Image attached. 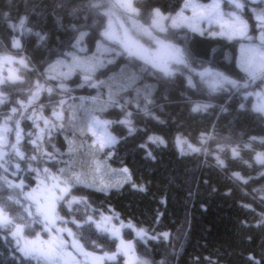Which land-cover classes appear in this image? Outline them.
Returning a JSON list of instances; mask_svg holds the SVG:
<instances>
[{"label": "trees", "instance_id": "1", "mask_svg": "<svg viewBox=\"0 0 264 264\" xmlns=\"http://www.w3.org/2000/svg\"><path fill=\"white\" fill-rule=\"evenodd\" d=\"M187 1L136 0V7L141 9L138 19L148 26L151 23V8L159 7L164 14L173 16L185 8ZM211 1L214 0H198L201 4ZM53 2L54 0H0V55L8 54L16 59L27 56L32 68L39 70L60 58V53L67 49L76 33L68 27L67 17L62 26L50 11ZM77 3L82 10L74 23L78 26H92L85 39L87 52L82 55H97V43L101 39L99 32L106 28L107 17L89 10L87 0H77ZM112 3V0H105L104 8L107 9ZM222 3L225 12L233 10L227 0H222ZM252 7L257 5H246L243 15L249 21V32L253 40L244 41L258 45V28L252 18ZM5 13L8 14L7 19ZM24 14L28 16L27 25L34 32L46 34L47 38L44 42H39L35 35L25 37L21 51L11 47L8 22L18 23L19 17ZM165 28L166 32L157 30V34L168 42L186 48L193 60L205 67L224 72L233 79L246 78L240 68L241 49L244 46L240 39L229 40L224 36L206 33L201 35L199 31L185 25L172 26L169 23ZM110 55L111 52L103 53L105 57ZM145 67L140 59L120 56L114 63L99 68L92 75V79L98 82V87H89L84 80L85 73L77 70L64 81L68 87L67 94L54 96L51 102L46 95L41 96V100L48 105L44 110L46 116L51 115L55 101L61 96L67 101L64 106L67 110L66 117L74 116L63 132L56 133L53 137V144L63 155L58 162L42 163L41 168L47 166L53 175L59 174L58 170L63 168L61 178L67 179L71 171L79 174L85 183L96 185L84 187L81 184L72 188V194L85 196L90 207L74 205L73 208H78L79 211L70 213L63 202H60L57 207L59 215L69 220L73 215L79 218L85 213L95 217L100 214L115 215L119 219L112 220L111 224L117 228L122 221L125 225L131 222L137 229H145L149 236L168 233L167 240L145 241L137 238L132 229L120 228L121 237L133 243L135 256L154 264H159L162 260L165 264H253L249 256L264 264V226H254L260 219L259 214L264 213V205L259 198L253 199L257 195L254 189H264V175H261L264 166L255 161L257 153H264V143H261L264 140V114L255 111L251 96L245 98L235 91L209 96L206 91L187 88L186 81L181 76H177L175 82L166 89L164 82L158 80L161 74L157 72L153 75L151 71H144ZM11 70H16L17 74L25 77V84L15 87L26 88L39 75L38 71H25L16 63L0 65V74L6 76ZM147 86H154L153 98L156 101L149 108L163 122H158L143 112L137 114L135 103L129 104L128 110L133 112L136 133L129 135L125 126L114 123L108 130L118 137L119 142L103 151L91 147L93 137L86 131H81L85 129L89 114L96 113L102 118L116 120L122 114L119 108L108 107L110 94L120 98L122 102L135 101L137 91L142 96ZM262 86L264 80L257 79L247 91L251 92ZM19 95L21 94L12 93L14 98ZM163 95H167L168 101L162 100ZM187 97H191L192 101H211L214 105L207 111L209 114L202 115L200 119V122L209 123L203 135L212 138L199 146L207 149L208 154L187 150L181 153L179 146L173 152H160L157 150L159 145L153 144L148 149L139 147L149 135H157L156 126L180 118L175 108L178 105L190 106ZM241 103L245 105L243 109L240 108ZM160 105H163L162 110ZM29 125L31 121H21V126L26 131L30 130ZM253 137L256 139L253 140ZM9 139L14 141V134H10ZM220 147L224 148L222 152L219 151ZM232 148L238 149L239 157L232 156ZM149 150L155 159L146 156ZM108 152L112 153L110 157L107 156ZM217 154L224 160L225 167L216 166ZM98 162L101 164L99 171L96 170ZM124 167L132 173L133 182L143 185L145 191L134 189L131 183L121 181L120 170ZM234 172H239L248 183L232 178ZM23 178L25 190L38 182L33 173H25ZM117 183L122 186L116 187ZM101 186L109 187L106 191H100L98 189ZM6 192L7 190L5 196ZM244 205H251V208ZM12 208L19 214L17 205H12ZM67 227L74 232H83L71 223ZM34 230L40 233L41 238H49V234L39 226H34ZM25 232L27 234L29 230L26 229ZM63 236L67 237L66 234ZM117 241L119 242L109 233L101 234L93 227L90 233H83L80 242L86 251L100 256L105 252H115ZM14 249L15 241L11 236L0 234V264H29ZM66 252L68 253L67 249ZM73 255L76 253H72ZM77 261L81 264L83 260L72 257V263L68 260V264H75ZM126 262L120 255L115 261L104 260L103 264ZM31 264H35V261Z\"/></svg>", "mask_w": 264, "mask_h": 264}, {"label": "snow or ice", "instance_id": "2", "mask_svg": "<svg viewBox=\"0 0 264 264\" xmlns=\"http://www.w3.org/2000/svg\"><path fill=\"white\" fill-rule=\"evenodd\" d=\"M104 2L105 0H87L86 6L89 10H95L97 15L109 18L113 15L114 9H124L130 14L129 20L133 22L141 13V9L135 7L132 0H116V3L111 4L107 9L104 8ZM228 2L233 10L227 13L221 10V4L218 0H214L207 7L189 3H185L184 7L191 8L194 15L198 14L202 19H206L209 24L214 22L219 25L220 30L218 32L213 31L209 33L210 35L225 36L229 40L252 41L253 37L249 35V21L244 18L243 12L246 5H257V7L251 8V13L252 18L256 21L255 27L259 29V44L250 43L247 46H242L243 56L240 68L245 73L246 78L233 79L224 72L212 67H205L202 63L193 60L186 48L166 42V38L154 36L153 30L155 29H159L160 32L167 31L162 26L163 21L172 19L173 26L177 24V19L164 15L159 7L149 10L151 23L148 27L141 25L140 29L167 51V57L163 61L158 62L152 58L147 49L129 36L128 31L123 29V25H121V32L114 31L111 21L103 31L99 32L101 39L97 43V55H82L87 52L85 39L89 36V30L92 26L88 24L78 26L74 23L82 10L77 0H54L50 6V11L55 14L62 26L63 20L67 17L68 27L76 33L67 49L60 53V58L55 62H51L46 68L39 70L32 68L31 61L27 56H20L19 59H16L12 55H0V65L16 63L25 71H38L39 73L37 78L28 83L26 88L15 87L25 84V77L17 74L16 70H11L6 76L0 74V234L11 236L15 241L14 252L19 253L23 261H28L29 264L32 261H35V264H68L66 259L70 255L66 252L68 242L63 236L64 233H67V236L71 238V247L86 259L90 258L93 264H102L104 260L115 261L120 255L130 257L126 264H154V262L136 258L133 243L131 241L126 242L121 237L120 228L132 229L137 238L145 241L147 239L167 240L168 233L149 236L145 229H137L131 222L125 225L122 221L117 228L111 224L112 220L119 219L115 215L100 214L95 217L85 213L79 218L73 215L70 220L59 215L57 207L60 202H63L70 213L79 211L78 208H73L74 205L90 207L85 196L72 194V188L81 184L84 187H95L96 185L85 183L79 174L71 171L67 179L61 178L64 172L63 168L58 170L59 174L57 175H53L47 166L41 168L42 163L59 161L63 153H60L53 144V137L56 133L63 132L68 123L74 119L73 115L66 117L67 110L64 106L67 101L63 96L55 101L51 115L46 116L44 110L48 105L41 100V96L46 95L51 102L54 96L67 94L68 87L64 81L69 79L77 70L85 73L84 80L89 87H98L99 84L92 79V75L99 68L114 63L118 57L127 56L142 60L146 66L144 71H151L153 75L157 72L160 73L161 76L158 77V80L164 82L166 89L175 82L177 76H181L184 77L187 88L201 92L206 91L209 96L233 91L240 93L245 98L256 95L258 102L254 106L255 111L264 114V94L247 91L257 79L264 80V0H228ZM35 11L36 7L34 6L33 12ZM181 11L183 12V9ZM7 18L8 14L5 13V19ZM178 19H182V16ZM27 20L28 16L24 14L19 17L18 23L8 22L11 47L14 49L23 50L22 41L25 37L35 35L39 42H44L47 38L46 34L34 32L27 25ZM193 30L204 35V32L198 28L194 27ZM11 33H15V35H11ZM113 45L117 47H113ZM104 52H111L112 55L105 57L103 56ZM52 81L55 83H51ZM153 89L154 86H147L142 96L137 91L135 101L122 102L120 98H115L110 94L107 102L108 107L119 108L122 115L116 120H111L102 118L96 113L89 114L85 129L81 131H86L93 137L90 146L103 151L105 148H112L118 143V137L108 130L114 123L125 126L129 135L136 133L137 128L133 121V112L128 110V105L132 103H135L137 114L143 112L146 116L163 122L149 108L150 105L156 104L153 98ZM12 93H20L21 95L14 98ZM162 100L168 101L167 95H163ZM187 100L190 104V112L193 114L206 113L214 107L211 101H192L191 97H187ZM160 107L162 110L163 105ZM244 107L245 105L241 103L240 108L243 109ZM21 121H31V125L28 126L30 130L26 131L21 126ZM10 134H14V141L9 139ZM65 138L67 139V136ZM211 138L209 135L202 134L201 145ZM252 139L255 140L256 138L253 137ZM69 143L71 144V141ZM176 143L180 147L181 153L187 150L193 153L203 151L208 154L207 149L194 146L181 137H177ZM261 143H264V140H261ZM150 144L166 146V141L162 136L149 135L146 142L140 144L139 147L148 149ZM27 145L31 147L28 148ZM71 150L70 147L69 151ZM223 150V147L219 148V151L222 152ZM231 152L234 158L240 155L237 148H232ZM111 154L108 152L107 156L110 157ZM146 156L155 159L150 150L146 152ZM215 160L217 167H225L224 160L218 154L215 156ZM255 161L264 166V153H257ZM100 167L101 164L98 162L96 170L99 171ZM25 173L35 175L39 181L37 189L25 191L26 185L23 178ZM261 175H264V172ZM120 178L122 182L131 183L132 188L145 191L143 185L133 182L132 173L127 167L120 170ZM232 178L245 184L248 183V180L239 172L232 173ZM49 181L51 183H48ZM115 186L120 187L122 184L117 183ZM108 187L101 186L98 190L106 191ZM5 190H7L6 196ZM253 191L257 194L253 199L259 198L261 204L264 205V189H254ZM37 192H42V195H35ZM12 205L18 206L19 214L13 211ZM244 207L251 208V205H244ZM259 216L260 219L254 225L256 227L264 226V213H260ZM69 223L75 225L77 230H83V232H74L67 227ZM34 226H39L42 231L49 234L50 238L46 241L41 240L40 233L34 230ZM93 227L99 233H109L119 240V246L115 252L111 254L105 252L103 256H95L92 252L85 251L84 245L80 241L83 233H90ZM26 229L29 230L27 234ZM92 243L95 244L94 241ZM249 260H252L253 264H261L252 256H249ZM75 264H80V262L77 261ZM159 264H165V262L162 260Z\"/></svg>", "mask_w": 264, "mask_h": 264}, {"label": "rangeland", "instance_id": "3", "mask_svg": "<svg viewBox=\"0 0 264 264\" xmlns=\"http://www.w3.org/2000/svg\"><path fill=\"white\" fill-rule=\"evenodd\" d=\"M112 1H113V3H116V0H112ZM135 1L136 0H132V3L136 7ZM213 2L214 1H211L209 3L204 2L201 4L200 2H198V0H188L187 1V3H189V4H196V5H200L203 7H207L208 5L212 4ZM218 2H220V4H221V10L224 11L222 0H218ZM197 12H198V10H197ZM227 12H225V13H227ZM129 15L130 14L127 13L124 9H119V8L114 9L113 15L110 18L107 17V19H106L107 20L106 21V27L108 26L109 22L111 21L112 26H113V30L117 31V32H121L122 31L121 25H123V29H126L128 31L129 36L134 41H136L138 44L142 45L145 49H147L149 55L152 58L156 59L158 62L165 60L167 57V51L165 49L161 48L159 45H157L156 42L150 36L144 34L140 29L141 25H143L144 27H148V26H146L141 21H139L138 17L136 18L135 22L129 20ZM164 15L169 16L173 19H177L176 26L185 25V26L190 27L191 29H194V27H195V28L202 30L206 34H209L213 31L218 32L220 30L219 25H217L216 23L213 22L212 24H209V22L206 19H202L198 14L194 15L193 10L191 8H183V12L178 11V13L173 14V16H170V14H164ZM181 16H182V19H178V17H181ZM244 18L247 19L246 16H244ZM169 23L173 26L172 19H168V20L163 21L162 26L165 27L166 24L168 25ZM157 30H159V29L153 30V35L160 37L156 32ZM257 30L258 31H257V41L256 42H259L258 38H259L260 33H259V29H257ZM249 35L252 36V34H250V32H249ZM217 36H219V35H217ZM240 41L242 43L244 42L243 43L244 46H247V44H249V42H245L244 40H240ZM246 41H248V40H246ZM166 42H168V41H166ZM177 46H179V45H177ZM242 56H243V51L241 49L240 60L242 59ZM251 92L264 94V86H262L260 88L259 87L254 88V90H252ZM251 97L253 98V104L255 106L258 102L257 96L251 95ZM175 111L180 114V118H177L175 121L172 120L169 123H167V124L165 123L159 127L158 126L155 127L157 135L162 136L166 141V146H164V145L158 146L157 150L160 152H173V151H175L176 147H178V145L176 143L177 137H181L182 139L186 140L188 143L199 147L201 144L200 143L201 136H202V134H205V131L207 130L209 123L208 122H200L202 115H205L207 112L204 114H193L190 112V106H186V105H178L175 108ZM207 114H209V113H207ZM181 120H183V121H181ZM205 121H207V120H205ZM184 122H185V124H184ZM38 185H39V181L37 183L35 182V185L27 188L25 191H31L33 189H37ZM35 195L40 196V195H42V192H37V193H35ZM64 234L67 235V233H64ZM29 238H32V237H29ZM64 238L69 243H71L70 237L67 236ZM126 242H128V241H126ZM118 246H119V242L117 241V248H118ZM72 253L73 254L76 253V255H80L81 257H83L85 259V262H82L81 264H93V261L90 258L86 259L76 249L72 248ZM76 255H73L72 257H75ZM100 256H103V255H100ZM122 256H124V255H122ZM72 257L70 255V256L66 257V259H68L69 262L72 263ZM124 258L127 261L130 259V257H126V256H124ZM136 258L140 259L138 256H136ZM102 264H103V262H102Z\"/></svg>", "mask_w": 264, "mask_h": 264}, {"label": "bare ground", "instance_id": "4", "mask_svg": "<svg viewBox=\"0 0 264 264\" xmlns=\"http://www.w3.org/2000/svg\"><path fill=\"white\" fill-rule=\"evenodd\" d=\"M67 241V240H66ZM68 242V241H67ZM69 243V242H68ZM67 251H68V253L72 256V247H71V243H69L68 244V246H67ZM76 258H78L79 257V259H81V260H83L82 262H85V259L83 258V257H81L80 255H76L75 256ZM124 257V256H123Z\"/></svg>", "mask_w": 264, "mask_h": 264}, {"label": "flooded vegetation", "instance_id": "5", "mask_svg": "<svg viewBox=\"0 0 264 264\" xmlns=\"http://www.w3.org/2000/svg\"><path fill=\"white\" fill-rule=\"evenodd\" d=\"M41 240H45L46 241V239H43V238Z\"/></svg>", "mask_w": 264, "mask_h": 264}]
</instances>
